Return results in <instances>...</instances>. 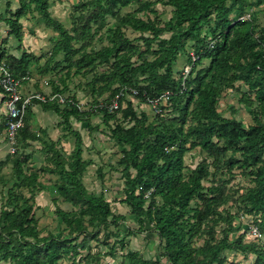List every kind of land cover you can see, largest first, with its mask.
I'll use <instances>...</instances> for the list:
<instances>
[{"label": "trees", "instance_id": "trees-1", "mask_svg": "<svg viewBox=\"0 0 264 264\" xmlns=\"http://www.w3.org/2000/svg\"><path fill=\"white\" fill-rule=\"evenodd\" d=\"M2 1L0 24L6 27L7 36L0 38V45L6 43L8 36L21 43L22 19L34 15H39L45 26L56 33L50 54L42 65H39L40 55L23 51L16 57L0 48V60L5 61L15 76L29 77L33 64L40 74L58 66L67 69L66 73L74 66L77 74L105 66L100 72H93L87 85L98 95L109 90L111 100L119 95L118 107L109 112L98 106L111 100H94L89 111L100 113L105 123L117 113L130 122L129 125L116 122L108 130L109 138L121 148L117 164L123 178L122 202L141 227L147 223L156 232L165 264H225V250L250 252L255 255L252 264H264V25L258 29L254 26V14L244 17L245 9L251 4L247 0H77L71 8L70 24L65 26L51 14L52 0ZM157 3L171 7L170 17L162 24L156 15L152 18L148 15L155 13ZM127 6L134 8L122 12ZM107 17L113 21L109 23ZM212 19L213 26L209 25L206 32L204 26ZM125 29L138 33L141 44L130 38ZM165 32L168 36H164ZM96 35L99 40L106 37L108 43L96 49L92 44ZM211 40L214 44L209 47ZM188 41L192 42V54L197 58L192 60L191 53H187L188 63L176 70L174 64L181 53H186ZM59 54L63 65L56 60ZM204 60L209 61L206 66L202 65ZM185 65H190V70L183 80L181 71ZM235 82L253 93V100L243 98L245 104L257 103L251 110L253 120L249 125L235 116L236 110L230 117L217 110L221 92ZM132 89L137 93L133 94ZM166 91L170 95L165 103L159 104V112L150 108L159 120L158 126L136 105L138 102L147 106L148 99ZM70 98L75 103L65 106L39 101L44 110H52L62 119L58 122L61 128L69 127L74 142L67 156L57 146L59 139L44 140L34 133L29 122V106L23 115L24 125L15 134L16 150L9 154L17 153L19 138L41 142L45 159L51 163L43 169L61 178L51 188L66 201L81 205L78 211L58 207L55 215L70 233L80 227L83 238L77 246L60 234L40 235L31 199L34 189L45 186L38 184L37 171L24 172L23 165L29 159L25 154L13 160L16 179L7 190L5 206L0 208V261L57 264L65 253L79 255L78 249L88 248L89 240L95 237L96 232L86 230L83 217L87 216L88 223L96 225L124 218L123 214L113 213L102 194L86 191L82 176L90 160L82 158L83 138L70 119L90 114L80 111L78 102ZM167 107L169 113L178 112V117L166 118L162 111ZM1 127L5 130L4 121ZM39 134L47 136L41 128ZM4 139L7 140L6 135ZM195 147L204 151L211 161L202 159L190 168L184 162V155ZM210 164L214 172L223 167L228 171L239 169L249 176L253 185L240 195V202L244 213L256 216L261 245L243 242L242 237L237 241L229 239L235 230L234 215L218 210L226 198L217 186L204 184L213 173ZM21 186L28 189L29 197L14 191L13 188ZM195 198L200 204H191ZM221 223L222 236L217 238L216 226ZM197 235L203 236L202 243L193 245L192 239ZM126 255L129 264L153 263L136 256V252Z\"/></svg>", "mask_w": 264, "mask_h": 264}, {"label": "rangeland", "instance_id": "rangeland-1", "mask_svg": "<svg viewBox=\"0 0 264 264\" xmlns=\"http://www.w3.org/2000/svg\"><path fill=\"white\" fill-rule=\"evenodd\" d=\"M247 1L251 6L245 9L244 17L247 18L249 14H254L253 24L258 29L264 25V2L256 4V0ZM76 2L77 0H52L50 12L54 17L64 23L65 26H69L71 8ZM2 3L3 1L0 0V7H2ZM227 3L230 2L228 1ZM133 8L134 6H127L122 8L121 11L124 12ZM154 10L155 13H148V15L151 18L156 15L160 24L168 20L171 15V7L169 5L157 3L154 6ZM139 15L143 16L142 13H139ZM107 20L109 23L113 21L110 17H107ZM22 22V42L19 43L13 36H8V40L6 39V43L0 45V48L2 47L7 54L13 53L19 55L21 50L24 49L37 56L40 55L39 65H42L50 54L56 33L51 28L45 26L39 15L23 18ZM209 25L211 27L213 26V19L210 23L205 24L206 32H208ZM0 29V38H6L7 29L4 24H0ZM125 32L135 42L141 44V41L138 39V33L130 31L129 29H125ZM168 34V32H165L164 36H168ZM107 43L106 37L99 40L98 35L95 36L92 42L96 49L101 44ZM185 50L186 53H181L178 56L176 65L174 64L176 70L188 63L186 59L188 54L192 53L193 50L191 41L187 42ZM148 57L152 58V55L148 54ZM56 60H59L61 65L64 64L61 54L56 57ZM2 61L5 62L4 60ZM208 62V60H204L202 65L206 66ZM103 69H105L104 65H98L93 72H100ZM66 71L67 69H62L58 66L55 70L40 74L37 66L33 64L28 73L29 79L22 82L21 91L22 93H50L57 89V91L65 96L73 97L81 104L83 111L89 112V116L71 117L70 119L73 128L79 129L83 138L82 158L90 160V164L83 173L82 182L87 192L102 194L109 202L113 213L123 214L124 218L117 222L110 221L107 224L96 225L88 223L87 216L83 217L86 230L88 232H96L95 237L89 240L88 248L78 249L80 252L79 255L74 256L70 252L65 253L57 264H129L126 255L127 252H136V256L150 259L153 261L151 264H165V258L160 255L161 249L158 248L159 239L156 232L147 223L141 227L137 223L135 216L130 214L129 207L122 202L124 196L123 178L121 176L120 166L117 164V160L121 156V148L109 138L108 130L109 126L116 122H120L123 125H129L130 122L122 119L120 113H117L115 118L111 119L109 123H105L100 113L89 111L94 100H98V102H104L105 100L109 102L111 100L109 90L103 91L101 95L92 91L87 85V82L91 79L93 72L77 74L75 73L74 66L70 67V73H66ZM82 71L84 70L82 69ZM246 96L250 100H253V93L247 92L246 86L239 82L233 83L232 87H225L218 98V112L223 116L230 117L233 110H236L235 116L242 120L245 125H249L253 120L251 110L257 107V103L254 101L251 106L245 104L243 98H246ZM2 106L3 103L0 100V123L3 122ZM136 106L138 110L146 111L149 114V121L152 120L154 124L159 126V123H157L159 120L157 117L154 118L155 116L151 113L152 111L149 105L146 106L144 103L137 102ZM27 110L31 115L29 122L30 127L34 129V133L44 140H50L49 138L53 140L59 139L57 146L62 154L67 156L72 150L74 142V138L69 134V127H62L61 130H56L57 133L55 130L53 133L55 125L59 127L57 125L58 120L61 122L62 119L59 118L55 122L54 115H45L42 118V123H47L52 137L48 133L47 136L42 137L39 134L38 122L35 119L40 113L44 115L43 111L46 110L43 109L42 104L36 99L33 100ZM162 114H166L165 116L168 119L178 117L179 115L176 111H170L169 113V107L163 110ZM77 121L79 122L77 123ZM4 136L5 134L0 131V208L5 206L7 190L16 179L13 171V160L27 154L29 159L23 165L24 172L29 173L31 169L37 171L38 184L45 186L37 190L34 189V196L31 199L34 202V214L38 219L37 228L40 235L50 236L60 234L65 240L70 239L72 245L76 244L78 246L80 240L83 238L80 227L73 233H70L61 218L55 215V210L60 207L65 211H78L81 205H74L66 201L56 189L51 188L54 184L59 183L61 178L58 174L43 169L45 165H51V163L45 159V153L41 149V142L38 140L27 142L23 138H19L17 153L11 155L9 154L10 145L4 139ZM202 159H206L208 162L211 161V158L199 147L188 150L184 155V162L190 168L194 167ZM209 168L213 173L204 180V184L207 186H217L219 193L226 198V201L219 205L218 210L223 213L226 210L234 215L233 228L235 230L229 234V239L231 241H237L242 237L243 242L261 245L262 242L250 232L251 226L256 224V216L254 214L244 213L242 203L240 202V195L249 186L253 185L249 176L241 173L239 169L228 171L226 168L221 167L218 172H214L211 164ZM13 189L15 192H22L26 197L30 195L26 187L21 186ZM191 204H200V201L195 198ZM222 227V223L216 226L217 238L222 236L220 231ZM73 236H76V239H73ZM202 240L203 236H194L192 244L199 245L202 243ZM223 255L225 257V264H252L255 259L254 254L250 252L243 253L239 250H225ZM0 264L10 263L0 261Z\"/></svg>", "mask_w": 264, "mask_h": 264}, {"label": "built area", "instance_id": "built-area-1", "mask_svg": "<svg viewBox=\"0 0 264 264\" xmlns=\"http://www.w3.org/2000/svg\"><path fill=\"white\" fill-rule=\"evenodd\" d=\"M214 41L209 42V47H212ZM192 60L197 58L196 55L192 54ZM190 70V65H185L183 70L181 71L182 79L187 76ZM28 76L17 77L15 76L8 66L0 60V93H1V101L4 106V118L3 121L5 123V135L8 144L10 145V153L16 150L15 144V134L16 132L24 125L23 115L27 106H29L33 100H38L40 102H55L59 105L65 106L68 104L75 103L70 97L65 96L60 92H50V93H41V92H28L22 93L21 85L23 80H28ZM131 92L136 94L137 91L132 89ZM170 95L169 91L161 94L157 98L148 99V104L153 112H159V104L165 103L168 100ZM118 96L116 95L110 103L108 104H99L98 107H104L109 112H112L114 109L118 107ZM78 109L82 110L81 104L76 103ZM91 108V107H90ZM89 108V109H90ZM96 108V107H95ZM250 232L255 236V238H261V232L256 225L251 226Z\"/></svg>", "mask_w": 264, "mask_h": 264}, {"label": "crops", "instance_id": "crops-1", "mask_svg": "<svg viewBox=\"0 0 264 264\" xmlns=\"http://www.w3.org/2000/svg\"><path fill=\"white\" fill-rule=\"evenodd\" d=\"M10 37V36H9ZM7 40H8V37H7ZM23 51H26V52H28L27 50H24V49H22L21 50V52H20V54L19 55H16V54H13L12 53V55H14V56H16V57H19L20 55H21V53L23 52ZM7 53V52H6ZM10 53V52H9ZM11 54V53H10ZM0 97H1V93H0ZM0 100H1V98H0ZM2 109H3V111H2V120H3V118H4V106H2ZM43 113H44V115L42 114V113H40V115L35 119V120H37V122H38V125H39V129L41 128L42 130H45L46 131V133H48L50 136H51V133L49 132V126L47 125V123L46 124H43L42 123V118H44L43 116H45V115H49V116H51V115H54V117H55V122L59 119V116L54 112V111H52V110H46V111H43ZM35 118V117H34ZM33 118V119H34ZM54 120V119H53ZM71 121V120H70ZM58 122H59V120H58ZM79 121H77V123H78ZM80 122H82V121H80ZM3 123V122H2ZM2 123H0V131H1V133H4L5 134V131L2 129ZM72 123V122H71ZM84 124V123H83ZM87 124V123H86ZM51 125H53V124H51ZM58 125V124H57ZM62 128H61V126H59V127H57L56 125H55V127H54V129H53V133H54V130L56 131V130H61ZM79 130V129H78ZM4 131V132H3ZM51 131V130H50ZM80 131V130H79ZM56 133H57V131H56ZM52 137V136H51ZM34 142V141H33Z\"/></svg>", "mask_w": 264, "mask_h": 264}, {"label": "clouds", "instance_id": "clouds-1", "mask_svg": "<svg viewBox=\"0 0 264 264\" xmlns=\"http://www.w3.org/2000/svg\"><path fill=\"white\" fill-rule=\"evenodd\" d=\"M54 92V91H53Z\"/></svg>", "mask_w": 264, "mask_h": 264}]
</instances>
